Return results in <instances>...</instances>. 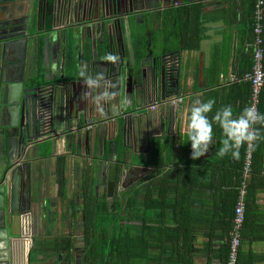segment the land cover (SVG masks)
Wrapping results in <instances>:
<instances>
[{
    "label": "crops",
    "instance_id": "1",
    "mask_svg": "<svg viewBox=\"0 0 264 264\" xmlns=\"http://www.w3.org/2000/svg\"><path fill=\"white\" fill-rule=\"evenodd\" d=\"M26 2H0V81L6 73L24 77L30 89L41 81H76L75 89L82 92L86 86L77 66L87 63L91 73L93 62L101 69L109 36L97 22L43 28L38 0ZM254 5V0L137 2L125 38L131 86L124 84L119 98L116 93L101 105L103 114L101 109L91 113L81 103L78 128L72 129L68 118L57 121L56 133L63 135L22 148L14 171L7 174V211L0 207V264H49V248H59L50 234L74 225L83 215V202H108L121 195L133 207L134 238L143 236L150 246L147 264L151 259L162 264H226L247 143L240 146L238 158L218 156L223 133L217 125L215 146L193 159L188 122L197 98H214L213 113L231 105L239 114L250 105L251 84L245 75L253 64ZM165 56L175 57L178 68L162 83ZM107 82L104 75L103 84ZM109 90L114 91L112 84ZM180 95L184 100L177 106L167 100ZM155 102L161 104L151 109ZM259 112L264 113V86ZM90 123L94 127L88 131ZM255 145L258 156L247 180L238 264H264V139ZM123 179L126 192L110 186ZM12 209L40 218L47 234L39 237L44 238L42 247L34 245L33 251H40L33 262L29 253L22 258L25 239H8L2 228L4 215ZM53 264H59L58 258Z\"/></svg>",
    "mask_w": 264,
    "mask_h": 264
},
{
    "label": "water",
    "instance_id": "2",
    "mask_svg": "<svg viewBox=\"0 0 264 264\" xmlns=\"http://www.w3.org/2000/svg\"><path fill=\"white\" fill-rule=\"evenodd\" d=\"M25 1H27L25 4H28L32 0ZM140 1L142 0H38V20H41L43 28L47 19L51 20V27L54 30L73 24L99 23L97 27L100 28L103 35H108L110 39L106 55L114 53L118 55L119 59L115 61L104 59L101 61V69L98 68V70L92 62L89 64L91 73L103 71L105 77L109 79V83L103 84V87L109 89V84L113 86L116 83L117 87L113 90L118 93L119 98L124 84L130 87L131 81H133L127 71L125 38L130 23V13ZM25 13L29 15L27 9ZM160 67L162 83H165L170 74L172 75L178 68V61L175 60V57L165 56ZM60 78L64 79V75H61ZM75 83L76 81L71 83L53 81L46 86L30 89L25 87L24 77L9 78L7 73L2 76L0 81V160H4V168H0L2 213L8 208L7 193L9 189L7 184L4 185V180L7 179V174L11 169L14 171L22 148L34 143L38 137L43 135H47L45 138L57 141V138L63 134L56 133L54 123L65 122V118L72 122V129L78 128L81 103L87 105L88 111L90 110L91 113L101 109V104L96 99L101 89L84 87L81 92L79 89H75ZM85 92L87 93L86 97L83 96ZM28 212L22 213L12 209V213H9L8 217L4 215V227L2 228L7 233L8 239L25 238L22 215ZM8 225L10 229H8Z\"/></svg>",
    "mask_w": 264,
    "mask_h": 264
},
{
    "label": "flooded vegetation",
    "instance_id": "3",
    "mask_svg": "<svg viewBox=\"0 0 264 264\" xmlns=\"http://www.w3.org/2000/svg\"><path fill=\"white\" fill-rule=\"evenodd\" d=\"M127 185V179L110 184L111 187L118 188L122 192H126ZM126 196L121 195L108 200V209L99 207V210H85L84 206L93 200L87 201L86 204L83 202V215L76 217L74 225H70L60 234H54V236L50 234V240L55 239V244L59 248L56 250L54 244L49 248L47 262L53 264L54 258H58L59 264H91L89 254L95 252V264H135L133 263L134 234L131 226L133 207ZM100 202L95 200L93 204L99 205ZM109 213L114 215L113 224L109 223L112 221L110 218L105 219ZM90 214L96 218L101 216L102 223L91 224ZM62 238L65 239L62 242L59 241ZM50 254L54 255L52 259ZM146 257L144 252L141 260L145 262Z\"/></svg>",
    "mask_w": 264,
    "mask_h": 264
},
{
    "label": "clouds",
    "instance_id": "4",
    "mask_svg": "<svg viewBox=\"0 0 264 264\" xmlns=\"http://www.w3.org/2000/svg\"><path fill=\"white\" fill-rule=\"evenodd\" d=\"M106 60H118V55L108 53ZM78 74L82 78L83 84L87 89H101L96 99L103 105L111 102L116 96L115 91H110L103 87L104 72L99 71L95 74L89 72L87 63L77 66ZM113 89L117 84H113ZM84 97L87 96L85 92ZM216 101L214 98L201 100L197 98L190 109L188 122L189 131L187 132L188 141L191 142V156L193 159L200 158L209 152L210 147L215 146L214 126H219L223 133L221 146L217 155L224 157L231 154L232 158H238L239 148L244 143L252 144L264 139V113L259 112L253 105L246 106L239 114H234L231 105L216 108L213 113ZM103 114V108H101ZM212 113L211 115H209ZM261 125L262 127H257Z\"/></svg>",
    "mask_w": 264,
    "mask_h": 264
},
{
    "label": "built area",
    "instance_id": "5",
    "mask_svg": "<svg viewBox=\"0 0 264 264\" xmlns=\"http://www.w3.org/2000/svg\"><path fill=\"white\" fill-rule=\"evenodd\" d=\"M254 15H253V32H254V53L253 64L249 72L246 73L245 79L251 84V96L250 105H253L259 111V103L261 99V92L264 86V0H254ZM167 100L172 105H179L183 102L184 96H171ZM161 103L155 102L149 107L156 109ZM94 127L93 123L87 126L88 131ZM47 135L38 137L45 138ZM37 139V140H38ZM253 149L254 143H247V151L245 156V162L243 165L242 182L239 187V196L235 206V214L232 221L231 238L229 243V252L226 264H238L239 252L242 243V226L245 220V196L248 192L249 178L253 173ZM32 215L30 212L22 215V225L25 235V241L27 238L32 240Z\"/></svg>",
    "mask_w": 264,
    "mask_h": 264
},
{
    "label": "trees",
    "instance_id": "6",
    "mask_svg": "<svg viewBox=\"0 0 264 264\" xmlns=\"http://www.w3.org/2000/svg\"><path fill=\"white\" fill-rule=\"evenodd\" d=\"M46 26L48 28L51 27V20L47 19ZM39 77L41 78L42 76H39ZM33 80L37 81V79H33ZM39 83L42 84V85L38 84V86L41 87V86H46V85L50 84L51 82L41 81ZM254 149L255 150H254V153H253V168L255 167L254 163H256L257 156H258V147H257V145H255V148ZM94 202L95 201H90V203H88L86 206H84V209L85 210H94V209H98L99 210V207L100 208H105V209H108L109 208V206L107 205V202H105V201L100 202L99 205H94L93 204ZM89 217H90L89 218V221L93 225L101 224L102 221H103L102 218H101V216H99V217L96 218L95 216H92L91 215ZM109 218H110V220H112L109 223L113 224L114 223L113 222L114 215L111 214V213H109L105 217V219H108L109 220ZM64 239L65 238L59 239V241L62 242ZM23 240H24V238H23ZM134 240H136V242L134 241V245H133V256L135 258L133 263H135V264H147V261L145 260V262H143L141 260V258L143 257L144 252L148 254V249L150 247L149 244H148V241L143 236H137L136 238H134ZM23 242L25 243V245H23V247H22V251H23L22 258L24 260H26L27 255L29 253L30 262H32L31 260H32L33 249L29 252V249L32 246V240L30 238H27V240L26 241H23ZM93 251H94V249H93ZM228 252H229V249H228ZM89 257L91 258V261H92V262L89 261V263L91 262V264H95V262H96L95 252L94 253H90L89 254ZM151 260H152V262L150 264H152V263L153 264H162L160 261H157L155 259H151Z\"/></svg>",
    "mask_w": 264,
    "mask_h": 264
},
{
    "label": "rangeland",
    "instance_id": "7",
    "mask_svg": "<svg viewBox=\"0 0 264 264\" xmlns=\"http://www.w3.org/2000/svg\"><path fill=\"white\" fill-rule=\"evenodd\" d=\"M40 218H39V221H37V219H35V218H33V220H32V245L33 246H31V250L33 249V247H34V244H35V246H39V247H42L43 246V241H44V238H39V237H41V235H42V231H43V228H42V230H41V226H40ZM43 224H44V222H43ZM43 235L46 237L47 236V234H44L43 233ZM40 251V249H37V250H34L33 251V257H32V262H33V260L35 259V255L36 254H38V252ZM37 256H39V255H37Z\"/></svg>",
    "mask_w": 264,
    "mask_h": 264
}]
</instances>
